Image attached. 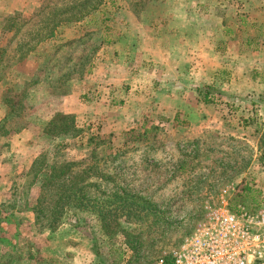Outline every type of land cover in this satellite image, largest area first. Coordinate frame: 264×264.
Here are the masks:
<instances>
[{"label": "rangeland", "instance_id": "rangeland-1", "mask_svg": "<svg viewBox=\"0 0 264 264\" xmlns=\"http://www.w3.org/2000/svg\"><path fill=\"white\" fill-rule=\"evenodd\" d=\"M35 2L0 0L22 244L156 264L224 191L232 211L264 209V0Z\"/></svg>", "mask_w": 264, "mask_h": 264}, {"label": "built area", "instance_id": "built-area-1", "mask_svg": "<svg viewBox=\"0 0 264 264\" xmlns=\"http://www.w3.org/2000/svg\"><path fill=\"white\" fill-rule=\"evenodd\" d=\"M228 193L224 191L220 203L206 206L193 232L162 251L156 264L263 263L264 209L238 206L232 211Z\"/></svg>", "mask_w": 264, "mask_h": 264}, {"label": "crops", "instance_id": "crops-1", "mask_svg": "<svg viewBox=\"0 0 264 264\" xmlns=\"http://www.w3.org/2000/svg\"><path fill=\"white\" fill-rule=\"evenodd\" d=\"M35 1L11 0L12 11L28 12L35 7ZM7 144L10 147H5ZM14 150L11 138L0 136V264H106L100 256V244H61L60 253L57 251L55 256L52 255L57 250L55 244H22L23 233L33 230L34 220L33 214L25 209H6L12 196L11 187L16 181L10 176ZM262 180L264 182V176ZM15 234L18 244H14Z\"/></svg>", "mask_w": 264, "mask_h": 264}, {"label": "trees", "instance_id": "trees-1", "mask_svg": "<svg viewBox=\"0 0 264 264\" xmlns=\"http://www.w3.org/2000/svg\"><path fill=\"white\" fill-rule=\"evenodd\" d=\"M2 129H3V125L0 126V131H1ZM0 133H1V132H0ZM68 197H69V196H66V198H65L66 201H69ZM70 198H71V199H74V196L71 195ZM76 202H81V201H80V200H76Z\"/></svg>", "mask_w": 264, "mask_h": 264}]
</instances>
